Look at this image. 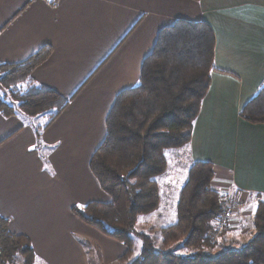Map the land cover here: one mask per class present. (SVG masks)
Masks as SVG:
<instances>
[{"label":"crops","instance_id":"1","mask_svg":"<svg viewBox=\"0 0 264 264\" xmlns=\"http://www.w3.org/2000/svg\"><path fill=\"white\" fill-rule=\"evenodd\" d=\"M177 19L210 24L216 69L190 142L167 151L161 176H172L163 187L177 205L183 171L210 161L219 191L253 203L264 197V123L240 115L264 81V0H0V62L21 63L50 46L31 76L70 99L40 138V117L0 112V213L11 231L29 237L38 263L117 264L126 252L72 207L110 200L90 166L107 114L117 94L138 82L159 31ZM161 202L149 215L158 217ZM245 212L224 233L225 247L252 238ZM165 216L168 225L177 217Z\"/></svg>","mask_w":264,"mask_h":264},{"label":"trees","instance_id":"2","mask_svg":"<svg viewBox=\"0 0 264 264\" xmlns=\"http://www.w3.org/2000/svg\"><path fill=\"white\" fill-rule=\"evenodd\" d=\"M55 3V0H54ZM216 36L206 21L177 19L163 27L152 51L145 57L138 82L120 91L106 117V135L94 152L90 166L108 202L74 205L80 219L126 245L122 260L135 252L134 235L142 246L127 264H264V197L258 198L252 238L239 248L216 253L207 237L222 210V193L212 187L215 165L193 161L179 191L176 220L162 227L166 244L189 248L188 253L159 249L151 235L138 231L141 215L160 205L157 177L168 168L167 151L190 142L194 122L216 69ZM51 53L46 46L24 62H0V84L8 91L0 97V112L11 115L19 108L26 116L42 117L38 138L64 110L70 99L36 81L31 73ZM10 84L19 91H12ZM5 87V85H4ZM10 89V90H9ZM240 115L264 123V81L243 106ZM9 218L0 213V264H35L36 252L29 237L15 233Z\"/></svg>","mask_w":264,"mask_h":264},{"label":"rangeland","instance_id":"3","mask_svg":"<svg viewBox=\"0 0 264 264\" xmlns=\"http://www.w3.org/2000/svg\"><path fill=\"white\" fill-rule=\"evenodd\" d=\"M4 85H5V87H4ZM13 85L14 84H10L9 85L11 90L14 89L12 91H19V88L17 86H13ZM7 91H8V89L6 87V84H3V85L0 84V97H2L3 94L6 93ZM16 111H19V108H16ZM40 118H41V121H42L43 120L42 117H40ZM34 119H39V118H32V122L34 121ZM171 172H167V173L165 172L166 174H164L163 176L159 175L157 177V180L159 181L160 191L162 193V202L160 201L161 202V206H160L161 208H159V209H161V211L160 212L158 211V215H157L158 217H156L154 215L151 216L149 214L141 216L139 221H138V223H137V225H136V229L138 231H140V232L144 231V232L148 233L149 235H151V237L153 239L154 246L156 248L164 249V250H174V251L180 252V253H188L190 251L189 248H182L181 246L175 247V246H171L169 244H166L164 242V240H163V237H162V227H164L165 225H168V222H171L170 217L169 216H165V214H167V213H169V212H171L173 210L176 213V216H177L176 203H174L175 201L172 199V197H170L168 195L169 192L167 193V190L165 189L166 187L165 188L163 187V185L165 186V185L169 184V182L171 180V176H172L170 174ZM183 175H184V177L182 178V180H183V182H186L187 173H186L185 170L183 171ZM212 187L217 189V186L214 184L213 181H212ZM220 192L222 193L221 189H220ZM225 196H227V195L222 193V199ZM237 198H241L242 200H244L246 202V205H245L244 209L246 211L245 213H247V215L249 214V217L247 216L249 220L247 221V219H246L244 227H248L250 225L249 223H251V220H252V223H253V217H254V213H255V210H256L258 198L256 197V195H254V198L256 199L255 203H253L252 201H250L248 199L242 198V197H237ZM222 199H221V202H222ZM222 210L224 211L223 204H222ZM221 217H222V215H221ZM217 223L218 222H215L216 225H218ZM215 224L213 223L212 224V229H210L207 232V237L209 239H211V241H215L216 242V245L213 248H209L208 249L209 252L210 253H214V252L216 253V252L224 251V250H227V249H231V247H225L224 246L227 243V241L229 240L228 237L224 235V233L227 232V231H230L231 229H233V227H235L234 222H231L230 228H228L226 230H222L221 232H213ZM247 233H248V230H247ZM134 239H135V241H134L135 242V244H134L135 245L134 246L135 252L133 254L129 255L128 257L124 258L123 260L121 258L118 259V263L117 264H127V262L129 260L135 258L136 255H138L140 253L142 241L137 235H134ZM240 246H237L235 248H238ZM100 260H101V258H100ZM100 260L99 259L96 260L95 258L94 259L92 258L93 264H103L102 261H100ZM12 264H22L21 256H18L16 258L15 262L12 263ZM35 264H40V263H38L37 259H36V263Z\"/></svg>","mask_w":264,"mask_h":264},{"label":"built area","instance_id":"4","mask_svg":"<svg viewBox=\"0 0 264 264\" xmlns=\"http://www.w3.org/2000/svg\"><path fill=\"white\" fill-rule=\"evenodd\" d=\"M27 2H32L34 0H26ZM223 204V214L218 220V225H214L213 232H221L230 228L231 222L239 216L240 212L245 208L246 202L241 198L225 196L222 199Z\"/></svg>","mask_w":264,"mask_h":264},{"label":"water","instance_id":"5","mask_svg":"<svg viewBox=\"0 0 264 264\" xmlns=\"http://www.w3.org/2000/svg\"><path fill=\"white\" fill-rule=\"evenodd\" d=\"M209 255H211V256H216L217 254H209Z\"/></svg>","mask_w":264,"mask_h":264}]
</instances>
